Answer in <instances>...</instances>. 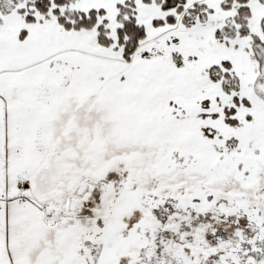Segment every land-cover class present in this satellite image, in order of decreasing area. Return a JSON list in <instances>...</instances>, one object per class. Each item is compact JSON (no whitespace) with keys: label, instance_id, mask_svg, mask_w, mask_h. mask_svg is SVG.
I'll use <instances>...</instances> for the list:
<instances>
[{"label":"snow or ice","instance_id":"snow-or-ice-1","mask_svg":"<svg viewBox=\"0 0 264 264\" xmlns=\"http://www.w3.org/2000/svg\"><path fill=\"white\" fill-rule=\"evenodd\" d=\"M0 264H264V0H0Z\"/></svg>","mask_w":264,"mask_h":264}]
</instances>
